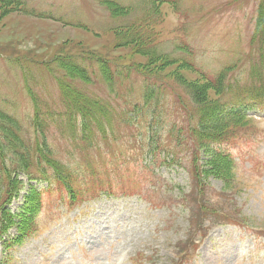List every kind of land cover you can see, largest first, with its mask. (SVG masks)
Returning <instances> with one entry per match:
<instances>
[{"label": "rangeland", "instance_id": "374dc122", "mask_svg": "<svg viewBox=\"0 0 264 264\" xmlns=\"http://www.w3.org/2000/svg\"><path fill=\"white\" fill-rule=\"evenodd\" d=\"M168 1L23 0L22 7L16 0H0V173L8 181L23 174V159L36 137V109L43 116L65 101L63 91L71 81L64 76L69 59L133 63L182 88H200L208 100L217 97V83L208 85L182 57L207 73L232 67L226 85L232 80L249 82L255 67L258 84L264 87V49L258 46L264 36L253 37L255 27L264 23L259 16L264 0ZM121 42L131 45L120 47ZM130 100L135 101L133 96ZM263 104L253 93L240 99L244 114L254 122L244 130L238 128L227 147L234 159L233 169L227 170L229 182L211 179L198 209L193 201L200 200L201 189L193 188L187 147L179 149L176 162L169 158L165 163L158 149L146 157L151 144L141 141L143 134L130 137L134 131L146 130V120L143 124L131 120L122 131L125 138L108 136L104 141L93 133L87 141L73 142L70 134L49 125L45 129L51 146L49 166L55 165L68 177L65 182L51 181L52 187L40 185L44 203L40 211L38 205H28L35 196L36 204L41 200L33 192L27 202L21 196L13 201L12 211L0 213V231L15 222L25 224L31 212L39 215L37 232L31 230L23 245L0 244V264H173L185 252L188 235L199 227L212 231L201 241L192 264H264L260 242L264 238V111L251 110ZM202 117L205 123L220 120L218 112ZM161 129L159 146L168 152L174 145L166 137L167 127ZM97 130L104 134L102 127ZM148 165L155 166L153 172L142 170ZM88 169L95 175L85 181L81 172ZM43 171L53 175L50 167ZM102 179L116 192L136 196L102 195L83 204L91 195L79 197L89 184ZM63 184L72 191L81 188L67 199L68 187ZM157 200L163 205L155 206L152 202ZM234 218L243 227L219 225Z\"/></svg>", "mask_w": 264, "mask_h": 264}, {"label": "trees", "instance_id": "16d2710c", "mask_svg": "<svg viewBox=\"0 0 264 264\" xmlns=\"http://www.w3.org/2000/svg\"><path fill=\"white\" fill-rule=\"evenodd\" d=\"M17 4V3H16ZM264 11L262 14H260V17H264ZM264 20V18H263ZM257 35L264 36V23L258 25L257 29ZM130 46L131 43H123L121 42L119 44L120 47H126ZM98 63H101L102 66L100 68L101 73H97V77L101 80V84L104 85V87L107 89V91L110 93V95H114L115 97H124V92H127L125 83L130 79V76L124 75L121 68L117 66L115 69H113V74L110 75V71H112L111 68H107V66L104 64L105 61L102 58H96L95 59ZM107 68V69H106ZM132 72V68L130 70ZM107 73V74H106ZM107 76L109 78L107 79ZM225 78V76H224ZM82 83L88 84L91 82L93 84V79H80ZM224 80V79H223ZM223 80L220 81V83L216 87V91L218 92V96L215 99L208 100V95L201 90L200 88H192L189 85H186V88L188 89L189 93L191 94V97L193 99V102L195 106L197 107L198 113L200 117L205 116L207 117V114H214L215 112H218L220 114V120L217 123H205L204 118L203 121H200V124L203 126V130L198 133V135H202V139H210L215 138L218 140H226L225 142H228L229 139L233 137V134L238 128H247L248 126L246 124V120L243 116L236 113V108L231 107L226 110L221 109V105L219 100L217 99L220 95L223 98L231 97L233 92L238 91L240 88H234L230 90H224L221 91ZM112 84V85H110ZM208 85H210V82H207ZM260 90H264L263 87H259ZM222 92V93H221ZM259 90L255 91V95H260ZM198 95V96H197ZM65 96V105L67 109H69L72 112L78 113L82 120L83 125L80 129V134L88 131L91 129L92 125L98 126L100 124V121L98 120V115L103 113L105 109H103L100 112H94L95 108L99 105L100 100L102 98L95 99L91 97L87 92L80 88H74L69 93L64 94ZM205 99L208 104H202V100ZM236 99V98H235ZM233 99L232 101H234ZM106 107L108 105L104 104ZM195 115H196V109H193ZM39 112V110H38ZM37 116L39 117L38 113ZM196 122V121H195ZM198 121L195 123V125H198ZM34 130H35V139L33 142V146L30 151H28L26 158L24 157V165H23V172L27 174H33L34 172L39 171L40 169H44L46 165L50 164V159L47 156V153L50 155L49 147L43 146L40 144V141L42 139H47L45 135V129L46 125L43 123H40L39 121L35 120L33 124ZM42 128V129H41ZM44 128V129H43ZM226 132H229L226 134ZM197 135V130L195 131V140L200 143V137ZM210 143H215L216 141L211 140ZM202 148V147H200ZM21 149L18 150V153ZM56 154V153H53ZM51 156V155H50ZM206 164H211V174L208 172L207 176L204 177L205 180L215 177V178H221L226 182H229V173L228 169L231 168L230 160L221 153H215L212 152L209 155H206ZM23 158V157H22ZM53 165L52 167H54ZM18 180H13L11 188L14 190H17L16 182ZM65 181V179H64Z\"/></svg>", "mask_w": 264, "mask_h": 264}]
</instances>
